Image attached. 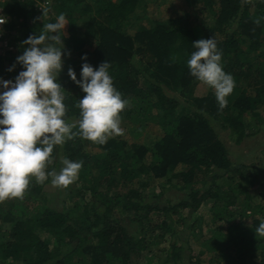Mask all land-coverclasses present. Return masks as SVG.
<instances>
[{
  "label": "trees",
  "instance_id": "obj_1",
  "mask_svg": "<svg viewBox=\"0 0 264 264\" xmlns=\"http://www.w3.org/2000/svg\"><path fill=\"white\" fill-rule=\"evenodd\" d=\"M45 1L41 11V0L1 4L6 22L0 79L14 81L23 70L16 62L27 47L22 42L39 35L43 24L63 13L68 24L63 29L62 55L70 58L66 76L57 80L65 90V121L78 120L75 104L83 96L68 77V68L79 80L82 63L95 70L108 61L113 85L127 101L119 115L130 125L129 135L139 137L149 125L159 127L162 134L147 144L127 145L123 132L103 145L77 136L55 146L45 171H59L62 158L82 161L80 187L61 211L48 206L44 184L34 179L23 198L0 201V264H156L151 250L166 235L169 245L160 249L157 258H163L162 264H183L185 249L189 264H201L203 255L207 264H264V237L255 234L264 220V185L258 191L256 176L246 166L230 163L213 128L214 123L223 125L239 144L260 132L258 124L264 123L260 116L264 113V0H203L217 10L210 28L204 20L194 24L186 15H176L167 24L154 19L152 26L140 27L133 35L128 30L139 20L137 9L143 0H90L97 4L96 10L85 0ZM92 13L90 24L96 28L86 26L83 31L84 17ZM230 23L236 29L227 33ZM223 30L224 37H217ZM93 32L99 35L95 40ZM211 37L221 52L223 70L235 82L236 94L227 97L222 109L213 93L191 96L198 80L186 66L194 51L192 43ZM244 43H248L245 50ZM249 53H254L252 60ZM165 91L187 98L190 105ZM88 146L101 153H85ZM105 186L126 191L110 195L100 191ZM170 190L183 193V198L160 207L158 200ZM207 203L214 223L227 226L209 229L200 243L202 251L194 255L188 243L187 247L186 242L185 247L178 243V234L186 221L188 232L196 233L200 226L196 214ZM125 217L136 225V235L126 228Z\"/></svg>",
  "mask_w": 264,
  "mask_h": 264
},
{
  "label": "clouds",
  "instance_id": "obj_2",
  "mask_svg": "<svg viewBox=\"0 0 264 264\" xmlns=\"http://www.w3.org/2000/svg\"><path fill=\"white\" fill-rule=\"evenodd\" d=\"M4 23L5 19L0 17V25ZM66 24L63 13L54 22L43 24L39 35H30L22 42L27 47L16 62L23 70L14 81L0 79V201L23 198L31 179L44 183L51 178V184L64 187L71 184L82 161L62 158L59 171L46 172L55 146L77 136L103 145L110 137L123 134L119 113L127 101L113 85L108 61L95 70L87 62L82 63L79 80L74 70L68 68V77L79 86L83 96L75 104L78 120L74 124L65 121V90L57 75L63 64L62 36ZM192 46L194 51L186 60L189 74L213 90L222 109L235 82L223 70L216 41L213 37L200 39ZM81 59L86 60V56ZM255 234L264 237V220Z\"/></svg>",
  "mask_w": 264,
  "mask_h": 264
},
{
  "label": "rangeland",
  "instance_id": "obj_3",
  "mask_svg": "<svg viewBox=\"0 0 264 264\" xmlns=\"http://www.w3.org/2000/svg\"><path fill=\"white\" fill-rule=\"evenodd\" d=\"M5 1L6 0H0V10H1V4L4 3ZM41 1L43 2H41L38 5L40 11L43 10L47 6V2L45 0H41ZM85 2L89 3L92 6L93 10H96L97 4L92 3L90 0H85ZM143 4L141 8L137 9L139 20L137 22H134L130 30H128L130 35H133L140 27H145V26L148 27L150 25L152 26L153 25L152 21L154 19L162 20L163 23H166L170 17L176 16V15H186V17H188L194 24L195 23L198 24L199 21L204 20V23H206L205 26L207 28H210L211 26H213L212 25L213 15H215L217 12L215 8L211 9L210 7H207L204 4L203 0H143ZM93 17H94V13L87 14L84 17V22L82 23V26H81L83 31H86L85 29L87 28L86 26H90L93 29L96 28L90 24ZM48 18L49 17L46 16L44 19H48ZM229 26L230 28L227 30V33L236 29L234 23H230ZM225 33L226 31L223 30V32L217 37L223 38ZM93 34H94V37H93L94 40L99 37L97 33L93 32ZM247 46H248V43H244L242 46L243 50H245ZM253 54L254 53H249L247 57L250 59L251 58L253 59L254 57ZM69 58H70V55L68 56L62 55V60H63L62 69L58 73L57 77L66 76L65 66L68 64ZM165 92L167 93L168 96L174 97L179 102H181L183 105H185L184 102L187 101V98L182 99L181 97L175 94H172L167 91ZM207 93L214 94L211 88L204 85L200 81L196 82L191 87L192 97H200ZM234 94H236V91L233 90L232 93L229 95V97H232ZM186 103L190 105L191 102L187 101ZM260 116L264 117V113H261ZM120 120H121L120 127L123 129V132L125 133L124 139L127 145H130L131 143L147 144L149 142L159 139L162 134L159 127L155 125H149L139 137H132L129 135V131H128L130 125H128L127 121L123 119H120ZM76 121L77 120H75L74 118H70L67 122L74 124ZM257 122L258 121L255 120L256 125L258 124ZM258 126L262 127L259 130L260 132H258L256 135L252 137L244 138L239 144H235L233 142V137L230 134L228 129H226L221 124H216V123L213 124L214 130L218 133L220 140L223 142L226 148L230 163L233 166H237V165L246 166L248 172H251L252 174L256 176L257 178L256 188L259 191L260 187L264 185V181L261 182V180L264 179V172H263V169H264V132H263L264 123H260V125L258 124ZM84 152L89 155L95 156L101 153V150H99L98 148L94 146H90V147L88 146L84 149ZM61 166L62 165L60 162V167ZM80 171L81 169L79 170L77 178L66 187L53 185L51 184L50 181L49 182L45 181L44 183H41V184H44V189L46 191L45 196H46L47 204L49 207H52L57 211H61L64 205H67L69 203L68 202L69 195L74 194L76 189L80 187V184L77 183L78 177L80 175ZM91 173L94 178H97L95 171H92ZM153 189L154 187L150 188L149 195H150V192H154ZM102 190L103 191L106 190V192L110 195H113L117 191H120L121 193H123V191L124 192L126 191V189H122L121 187L113 188V187H106V186L105 188H100V191ZM182 198H183V193L170 190L160 197V199L158 200V204L160 207H164L167 204H174ZM256 200L257 198H255V201ZM187 212L188 211H185L184 213L189 220V212L188 213ZM196 216L199 221L198 223H200L199 228L197 227L196 233L191 235L188 232V229L186 227L189 224H188V221H186L185 223H187V225L184 228H181L179 230L178 243L180 242L181 245L183 244V247H185L184 246L185 242H186L185 244L186 247L188 243V246L191 247L190 251H192L194 255H197V254L199 255V253L202 251L200 248V243L204 238L208 237L209 235L208 230L211 228L215 229L218 227H221L223 230H225L227 225L224 223H214V221L212 220L211 212H210V204L208 203L203 205L198 210ZM123 219H124V224L126 228L128 229V231L131 234L136 235L137 233L136 225H131L130 224L131 222H129L127 217ZM247 223L249 225L251 221L249 220ZM169 237H170L169 235L168 236L166 235L165 236L166 240L160 243L159 246H154V248L151 250L153 252L152 256L155 255L151 257L152 262H155L156 264H162L163 258H161L160 260L157 258L161 256L162 252L159 253L160 249L168 247L169 241L167 240ZM187 252H188V249H185L183 252V257H184L183 264H189L187 261V255H188ZM200 261H201V264H207L205 262V255L201 257ZM16 264H23V263L18 261V263ZM178 264H181V263H178Z\"/></svg>",
  "mask_w": 264,
  "mask_h": 264
},
{
  "label": "built area",
  "instance_id": "obj_4",
  "mask_svg": "<svg viewBox=\"0 0 264 264\" xmlns=\"http://www.w3.org/2000/svg\"><path fill=\"white\" fill-rule=\"evenodd\" d=\"M0 17H3L5 19V22H6V18L5 16L3 15L2 13V9L0 10ZM5 23L0 25V50H2L3 46H4V41H3V36H4V27Z\"/></svg>",
  "mask_w": 264,
  "mask_h": 264
},
{
  "label": "crops",
  "instance_id": "obj_5",
  "mask_svg": "<svg viewBox=\"0 0 264 264\" xmlns=\"http://www.w3.org/2000/svg\"><path fill=\"white\" fill-rule=\"evenodd\" d=\"M0 91H2V89H0Z\"/></svg>",
  "mask_w": 264,
  "mask_h": 264
}]
</instances>
